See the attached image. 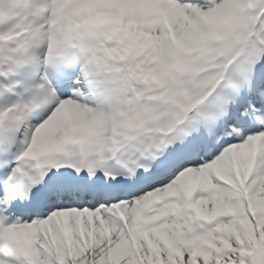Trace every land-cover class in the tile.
<instances>
[{
	"label": "snow or ice",
	"instance_id": "snow-or-ice-1",
	"mask_svg": "<svg viewBox=\"0 0 264 264\" xmlns=\"http://www.w3.org/2000/svg\"><path fill=\"white\" fill-rule=\"evenodd\" d=\"M0 264H264V0H0Z\"/></svg>",
	"mask_w": 264,
	"mask_h": 264
}]
</instances>
